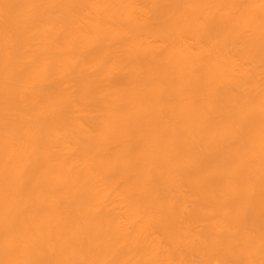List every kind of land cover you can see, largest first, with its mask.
<instances>
[{
  "label": "bare ground",
  "instance_id": "6f19581e",
  "mask_svg": "<svg viewBox=\"0 0 264 264\" xmlns=\"http://www.w3.org/2000/svg\"><path fill=\"white\" fill-rule=\"evenodd\" d=\"M0 264H264V0H0Z\"/></svg>",
  "mask_w": 264,
  "mask_h": 264
}]
</instances>
